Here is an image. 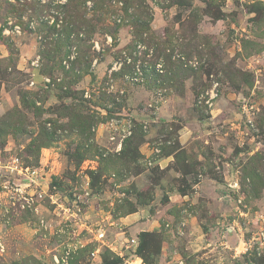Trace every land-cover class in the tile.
Here are the masks:
<instances>
[{
  "label": "rangeland",
  "instance_id": "1",
  "mask_svg": "<svg viewBox=\"0 0 264 264\" xmlns=\"http://www.w3.org/2000/svg\"><path fill=\"white\" fill-rule=\"evenodd\" d=\"M0 264H264V0H0Z\"/></svg>",
  "mask_w": 264,
  "mask_h": 264
},
{
  "label": "built area",
  "instance_id": "2",
  "mask_svg": "<svg viewBox=\"0 0 264 264\" xmlns=\"http://www.w3.org/2000/svg\"><path fill=\"white\" fill-rule=\"evenodd\" d=\"M10 169H13V167H11ZM14 169H17L19 172H21V171H22V169H21V168H19V169H18V166H15V167H14ZM100 235H101V237H102V236L104 235V234H103V232H102V233H100Z\"/></svg>",
  "mask_w": 264,
  "mask_h": 264
}]
</instances>
